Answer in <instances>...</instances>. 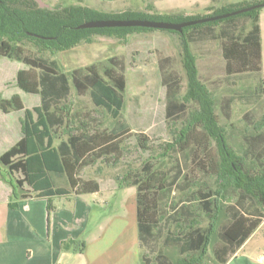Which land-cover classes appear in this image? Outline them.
I'll return each mask as SVG.
<instances>
[{
    "label": "trees",
    "instance_id": "1",
    "mask_svg": "<svg viewBox=\"0 0 264 264\" xmlns=\"http://www.w3.org/2000/svg\"><path fill=\"white\" fill-rule=\"evenodd\" d=\"M259 3H264V0L239 3L234 7L243 9ZM149 8L151 7L148 10ZM213 9V5L206 8L208 12ZM259 10L186 27L181 33L169 31L176 34L186 32L182 54L183 68L188 78V95L185 101H193L199 108L192 113L191 120H187L183 127L177 131L172 130L170 120H176L178 112H183L185 105L179 103L174 96L168 95L165 117L172 140L159 145L161 152L145 160L140 170L127 169L122 176L117 175L113 180L119 189L134 187L136 190L140 247L163 219V215L156 216V212H160L159 204L163 202L165 192L174 184V179L172 182L166 179L165 172L153 171L152 160L159 162V166L169 158L170 153L184 152L187 155L190 152L195 156L197 148L212 138L219 147V160L214 164L218 188L197 190L198 196L192 195V200L186 204L181 202V207L173 203L171 220L176 231L167 232L165 244L175 246L180 257L172 262L159 252L155 258L159 264H204L210 238L219 227L217 215L220 212L228 211L224 213L226 222L218 233L223 247L212 249L220 264H225L262 222L259 209H264V168L248 166L245 159L238 157L227 145L224 129L219 127L215 119L210 95L206 87L197 80L193 57L186 49V44L221 40V55L227 77L232 76L234 80L251 78L254 73L260 72ZM215 15L217 13L207 17ZM122 18L171 23L198 19L183 14H142L130 10L108 13L79 5L50 9L41 8L36 0H0V57L26 66V69L17 71L16 86L22 92L38 97V104L31 109L24 107L18 95L10 99H0L2 113L23 112L20 139L0 156V163L8 173L11 176L19 175L14 181L22 191L21 198H28L31 193L47 200L54 196L96 193V181L82 180L79 173L86 167H94L98 162L115 168L123 155L120 140L132 131L121 120L123 94L126 89L121 61L110 58L102 73L95 66L76 68L65 73L57 69L54 61L47 64L40 58L26 57L20 44L26 41L41 51L56 53L72 49L80 43H92L93 36L123 40L132 33L153 30L77 29L80 24L88 21ZM162 62L167 63L169 59L165 58ZM173 79L174 76L162 71V83L165 86L174 82ZM261 84L258 91L264 92V80ZM71 86L77 93L88 95L95 107L103 109L115 121L110 129L101 130L99 125H95L96 119L90 116L69 114L66 102ZM197 128L201 130L198 137L195 135ZM61 130L67 138L57 147H53V139ZM260 139H264V135L260 133L247 139L248 153L254 152L253 146ZM136 142L142 152L151 150L148 136L143 132L137 134ZM194 144L198 146L194 147ZM209 166L213 169L212 163ZM26 186L30 190H26ZM228 189L237 191L238 196L235 206L224 207L222 202ZM214 196H219L222 201ZM196 199H199L201 212L209 220L207 227L200 225V211L197 213L195 206L191 204ZM243 210L248 211L245 213ZM74 244L76 243H65L64 249ZM83 246L80 243L78 250L82 251ZM141 264L151 262L141 255Z\"/></svg>",
    "mask_w": 264,
    "mask_h": 264
},
{
    "label": "rangeland",
    "instance_id": "2",
    "mask_svg": "<svg viewBox=\"0 0 264 264\" xmlns=\"http://www.w3.org/2000/svg\"><path fill=\"white\" fill-rule=\"evenodd\" d=\"M36 1L41 8L50 9L82 4L79 0ZM253 1L259 0H216L215 2L211 0H125L116 2L105 10L108 13L130 10L142 14H183L202 19L213 13L223 15L240 10L235 9L234 6ZM211 5L214 9L208 12L206 8ZM148 7L151 8L148 10ZM131 19L122 18L121 20ZM259 25L261 29L260 72L254 73L251 78L234 80L232 76L227 77L225 62L221 55V40L186 44V49L194 60L196 78L206 87L210 95L215 119L219 127L224 129L227 145L238 157L244 158L248 166H254L257 169L264 168V139H260L254 144L253 153H248L247 139L259 133L264 135V92L258 91L261 81L264 80V8L259 10ZM185 36L186 32L176 34L165 30L135 32L123 40L93 36L92 43H80L72 49L56 53L47 50L41 51L34 44L26 41L20 44L24 48L26 57L40 58L47 64L54 61L57 69L65 73L89 66H95V69L102 73L103 68L108 66L110 58H116L123 64L126 89L123 94L124 107L121 120L128 125L132 132L120 140L123 155L115 168L98 162L94 167L82 169L79 178L93 181L113 179L117 175L122 176L127 169L140 170L145 160L160 153L159 145L172 140L165 117L168 95L174 96L179 103L185 105L184 111L178 112L176 120H170L172 130H179L187 120H191L192 113L199 106L193 101H185L188 95V78L182 62L183 38ZM165 58H168L169 62H162ZM161 65L162 67H160ZM20 69H26V66L15 60L0 57V99H10L12 96L18 95L25 107L32 108L38 104V97L26 94L17 88L15 78L16 72ZM162 71L174 76V82H169L165 86L162 83ZM66 103L70 115L90 116L96 119L95 125H99L101 130L110 129L115 122L103 109L95 107L88 95L77 93L73 86H71ZM19 117L20 114L4 115L0 112V155L10 148L17 139ZM71 126L74 125L71 124ZM140 132L148 136L151 147L148 152H142L137 147L136 136ZM200 133V128H197L195 135L198 137ZM66 136L61 131L57 139L64 140ZM1 138L5 142H3L4 145H2ZM193 146L198 145L194 144ZM218 149L216 140L209 138L208 142H204L203 146L197 148L195 156L190 152L187 155L184 152L170 153L169 158L159 166V162L152 160L153 171L165 172L166 179L169 182L174 179V184L170 190L165 192L163 202L159 204L160 212H156V216L163 215V219L154 227L152 234L140 247L141 255L147 258L151 264H159L155 260L159 252L172 262L180 257L175 246L165 244L167 232L176 231L175 224L171 220L173 216L171 206L176 203L177 207H181V202L188 203L192 200V195L198 196L196 195L197 190L207 191L218 188L216 167H214V164L219 160ZM211 163L213 169L209 166ZM17 177L19 175L11 176L0 163V197L4 196L7 191L10 194V200H15L19 190L12 179ZM119 191L109 196L103 189L102 193L105 195L103 200L107 203H117L126 209L132 207L135 203V188H121ZM237 196V191L228 189L226 198L222 202L224 207L235 206ZM74 198V196H57L51 198L49 203L45 201L44 205L48 207L50 204L54 210H59L67 207L69 201L71 204L74 203ZM214 198L222 201L219 196H214ZM87 199L94 200L91 196ZM198 200L196 199L191 204L195 206L197 213L200 211V225L207 227L209 220L201 212ZM259 210L262 222L259 229L257 228L248 239L246 248L240 252L241 255L248 256L264 246V209ZM243 211L247 213L248 210ZM224 213H228V211L225 210ZM224 213L220 212L217 215L219 227L210 238L204 264H220L215 259L212 249L223 247L218 233L226 222ZM227 251H229L228 248Z\"/></svg>",
    "mask_w": 264,
    "mask_h": 264
},
{
    "label": "crops",
    "instance_id": "3",
    "mask_svg": "<svg viewBox=\"0 0 264 264\" xmlns=\"http://www.w3.org/2000/svg\"><path fill=\"white\" fill-rule=\"evenodd\" d=\"M79 1L82 2L79 6L107 12L105 9L125 0ZM12 113L20 114L14 145L21 137L23 112L9 114ZM60 132L53 139V147L66 140L57 139ZM1 141L4 145L2 138ZM95 181L98 184L96 193L64 195L74 196V203L69 201L67 207L59 210L48 204L51 198H40L35 193L21 198L22 191L17 187L19 193L11 201L10 194L5 191L0 197V264H141L136 190L134 205L126 209L103 200V189L109 196L120 192L112 178ZM12 182L15 183L14 179ZM25 189L30 190L28 186ZM89 196L94 200L89 201ZM247 241L225 264H264V246L248 256L240 254ZM68 242L76 244L64 249ZM80 243L84 244L82 251L78 250Z\"/></svg>",
    "mask_w": 264,
    "mask_h": 264
},
{
    "label": "water",
    "instance_id": "4",
    "mask_svg": "<svg viewBox=\"0 0 264 264\" xmlns=\"http://www.w3.org/2000/svg\"><path fill=\"white\" fill-rule=\"evenodd\" d=\"M264 8V3H259L246 7L240 10L233 11L228 14L215 15L212 17H206L202 19H195L191 21H186L182 23H171L165 21H154V20H144V19H131V20H121V19H106V20H96L88 21L80 24L77 29H103V28H147L153 30H166L175 31L181 33L186 27L194 26L197 24H203L208 22H213L217 20L226 19L232 16H236L251 10ZM40 38L39 36L35 35Z\"/></svg>",
    "mask_w": 264,
    "mask_h": 264
}]
</instances>
